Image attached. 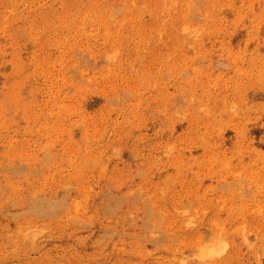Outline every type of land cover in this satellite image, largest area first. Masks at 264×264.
Listing matches in <instances>:
<instances>
[{
    "label": "rangeland",
    "instance_id": "374dc122",
    "mask_svg": "<svg viewBox=\"0 0 264 264\" xmlns=\"http://www.w3.org/2000/svg\"><path fill=\"white\" fill-rule=\"evenodd\" d=\"M0 264H264V0H0Z\"/></svg>",
    "mask_w": 264,
    "mask_h": 264
}]
</instances>
